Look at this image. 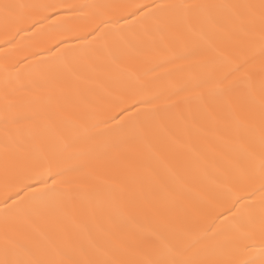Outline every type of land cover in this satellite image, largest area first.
Segmentation results:
<instances>
[{
    "label": "snow or ice",
    "instance_id": "1",
    "mask_svg": "<svg viewBox=\"0 0 264 264\" xmlns=\"http://www.w3.org/2000/svg\"><path fill=\"white\" fill-rule=\"evenodd\" d=\"M0 37V264H264V0H0Z\"/></svg>",
    "mask_w": 264,
    "mask_h": 264
},
{
    "label": "bare ground",
    "instance_id": "2",
    "mask_svg": "<svg viewBox=\"0 0 264 264\" xmlns=\"http://www.w3.org/2000/svg\"><path fill=\"white\" fill-rule=\"evenodd\" d=\"M72 2H78V3H85V2H92V0H72ZM2 37H0V44H2ZM199 194V190L198 189H194L192 196L195 197Z\"/></svg>",
    "mask_w": 264,
    "mask_h": 264
}]
</instances>
